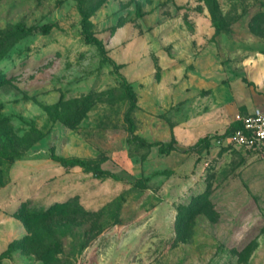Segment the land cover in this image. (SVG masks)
<instances>
[{
    "label": "rangeland",
    "instance_id": "rangeland-1",
    "mask_svg": "<svg viewBox=\"0 0 264 264\" xmlns=\"http://www.w3.org/2000/svg\"><path fill=\"white\" fill-rule=\"evenodd\" d=\"M262 57L264 0H0V264H264Z\"/></svg>",
    "mask_w": 264,
    "mask_h": 264
},
{
    "label": "crops",
    "instance_id": "crops-1",
    "mask_svg": "<svg viewBox=\"0 0 264 264\" xmlns=\"http://www.w3.org/2000/svg\"><path fill=\"white\" fill-rule=\"evenodd\" d=\"M252 81L258 91L254 102L250 105L248 113L256 107L264 109V57L255 60L254 67L251 70ZM240 177L232 181V188L237 190H246L248 196H264V160L253 158L240 169ZM248 188L250 190L248 191ZM237 190H235L237 192Z\"/></svg>",
    "mask_w": 264,
    "mask_h": 264
},
{
    "label": "built area",
    "instance_id": "built-area-1",
    "mask_svg": "<svg viewBox=\"0 0 264 264\" xmlns=\"http://www.w3.org/2000/svg\"><path fill=\"white\" fill-rule=\"evenodd\" d=\"M238 122L231 134L233 143L249 150L264 148V109L256 107Z\"/></svg>",
    "mask_w": 264,
    "mask_h": 264
},
{
    "label": "trees",
    "instance_id": "trees-1",
    "mask_svg": "<svg viewBox=\"0 0 264 264\" xmlns=\"http://www.w3.org/2000/svg\"><path fill=\"white\" fill-rule=\"evenodd\" d=\"M82 27H83V34L85 36L86 42L87 43H93V44L97 45L98 47H101L102 41L100 39H98L97 37H94L93 33L91 32V30L88 27V19L85 16H83ZM18 28L20 30H24V28L21 26H19ZM43 30H44L45 34H49L52 30V27L50 25H47V26L43 27ZM128 96L132 99L135 98L134 92L131 91L130 89L128 90ZM236 125L238 127L239 122H237ZM60 161L65 165L76 166V167H81V168L91 170L94 173H96L97 175L103 174V171L101 169L93 166L89 161H87L86 159L80 158V157H75V158H71V159L60 158ZM8 251H10V249Z\"/></svg>",
    "mask_w": 264,
    "mask_h": 264
}]
</instances>
